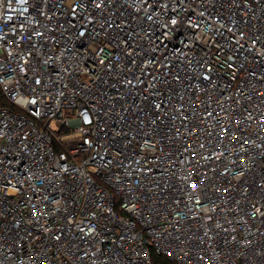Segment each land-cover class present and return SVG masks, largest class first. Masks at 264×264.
I'll return each mask as SVG.
<instances>
[{
    "label": "built area",
    "instance_id": "1",
    "mask_svg": "<svg viewBox=\"0 0 264 264\" xmlns=\"http://www.w3.org/2000/svg\"><path fill=\"white\" fill-rule=\"evenodd\" d=\"M0 91V264H264V0H0Z\"/></svg>",
    "mask_w": 264,
    "mask_h": 264
},
{
    "label": "trees",
    "instance_id": "2",
    "mask_svg": "<svg viewBox=\"0 0 264 264\" xmlns=\"http://www.w3.org/2000/svg\"><path fill=\"white\" fill-rule=\"evenodd\" d=\"M0 103L4 106H8V103L4 100L2 93L0 91ZM12 109L17 110L16 108L10 106ZM153 264H176L175 262L169 261L165 257L158 256V255H153Z\"/></svg>",
    "mask_w": 264,
    "mask_h": 264
},
{
    "label": "rangeland",
    "instance_id": "3",
    "mask_svg": "<svg viewBox=\"0 0 264 264\" xmlns=\"http://www.w3.org/2000/svg\"><path fill=\"white\" fill-rule=\"evenodd\" d=\"M52 127L55 129L56 128V125H55V123L53 122L52 123Z\"/></svg>",
    "mask_w": 264,
    "mask_h": 264
}]
</instances>
